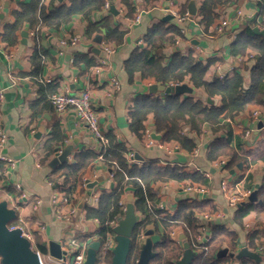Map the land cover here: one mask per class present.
<instances>
[{
	"label": "crops",
	"instance_id": "crops-1",
	"mask_svg": "<svg viewBox=\"0 0 264 264\" xmlns=\"http://www.w3.org/2000/svg\"><path fill=\"white\" fill-rule=\"evenodd\" d=\"M20 1L28 0H0V86L3 90L0 120L7 133L0 154L17 160L13 169L0 165L3 184L0 199H5L8 206L15 208L23 218L26 229L32 234L33 243L38 238L46 244L47 252L48 240L58 241L61 246L67 247L68 238L74 237L80 246L86 247L92 238H96L97 222L85 218V207H95L99 194L111 191V168H107L97 157L88 164L82 179L84 182L96 181V184L91 187V193L82 206L78 207L89 191L87 185L78 183L74 191L66 194L58 183L61 178L56 179L53 170L61 162L54 167L49 165L56 155L55 149L60 152L66 145L71 144L72 147L67 160L63 162H71L76 152L98 150L95 138L73 110L68 109L58 115L50 102L52 93H73L87 88L101 130L105 134H113L124 143L127 148L124 156L129 163L142 165L145 161H156L159 165H178L187 172L198 171L206 178L205 183L198 182L208 189L203 195L184 189L186 184L196 183L189 178L152 183L157 190L158 204L165 207L163 212L172 213L178 202L185 198L208 200L214 210L210 212L213 216L206 225L207 234L213 225H220L233 234L224 235L222 244V248L232 253L228 264H264V257L257 254L262 252L259 249L264 245V100L261 104H247L232 117L221 118L215 131L204 122L200 124L199 132L183 125L184 134L193 139L192 149L175 139L162 141L160 138L155 140L160 141L161 145L146 144L145 132L155 131L152 114L145 116L138 135L128 126L129 113L138 95L161 96L158 91L151 93L148 90L151 83L160 82L141 76L139 71L129 75L124 67V62L137 46L148 47L142 41L147 30L163 22L165 26L173 24L179 28V33H168L166 39L159 43L164 55L163 62L175 52L190 54L203 63L209 62L204 73L206 81L214 77H228L238 71L243 75V85L246 86L255 51L249 47L243 54L235 55L231 52L232 43L237 33L245 27L264 29V0H231L225 5H216L213 8L215 14L206 26L199 14L202 0H193V15L187 9L190 0H106L109 4L107 8L104 4L100 7L85 4L83 9L71 14L68 21L58 26L42 22L31 26L23 22L15 31V43L7 44L2 40L4 26L13 21V11L20 8ZM50 1L43 0V3L51 8ZM53 3L56 6L69 5L70 1L54 0ZM182 4H185V10L179 12ZM110 5L115 11H109ZM128 8H132L131 14ZM169 8L187 16L179 21ZM137 13L139 18L135 21ZM254 14L253 19L246 20V17ZM222 19L227 23L223 29L217 30ZM113 24L123 31L119 45L104 37L107 26ZM87 28L91 29L90 33ZM96 35L101 37L99 42L95 41ZM72 36L77 37L74 44L68 42ZM62 39L67 42L61 43ZM105 44L113 47L111 53L104 51ZM102 57L106 58V63L96 68ZM220 73L224 76L219 77ZM113 77L119 83L118 88L111 82ZM183 82L194 89V99L220 104L218 94L209 97L203 87L191 85L188 75ZM186 94L181 93L180 97ZM254 111L256 115H253ZM258 121H261V126H258ZM227 129L232 134L230 144L241 157L231 165H227L229 157L225 154L215 158L207 156L209 143L217 138H227ZM58 137L61 139L51 142V139ZM49 140L51 143H48ZM48 144L52 145V150L47 148ZM223 181L227 184L226 190L221 188ZM15 184L20 188L16 189ZM261 189L262 195L259 193ZM247 190L256 191L255 200L247 201V195L241 200L246 201L244 203L228 204L229 192L242 193ZM55 192L69 199L62 205L64 212L70 204L76 205L77 210L70 219L56 217L51 200ZM93 193L97 195L96 200L91 196ZM130 193L131 189L124 188L121 203ZM200 213L196 214L197 220ZM146 226L153 227L152 224ZM175 229L177 234L181 232L180 228ZM143 237L139 238L138 235L137 240L140 242ZM232 242L234 247L229 248Z\"/></svg>",
	"mask_w": 264,
	"mask_h": 264
},
{
	"label": "trees",
	"instance_id": "trees-1",
	"mask_svg": "<svg viewBox=\"0 0 264 264\" xmlns=\"http://www.w3.org/2000/svg\"><path fill=\"white\" fill-rule=\"evenodd\" d=\"M53 1H50L51 8L45 6L43 0L20 1V8L13 11V21L4 26L2 40L7 44L15 43V31L23 22L31 26L37 22L58 26L61 22L68 21L71 14L83 9L85 4L100 7L106 0H69V5L60 4L58 6L54 5ZM230 1L202 0L199 14L205 26L211 22L215 14L213 8L216 5H225ZM124 2L127 1L124 0ZM128 10L130 14L133 11L132 8H128ZM184 10L185 4L180 5L179 12ZM90 31L91 29L87 28V32L90 33ZM168 33H179V28L173 24L165 26L163 22L149 28L142 38L148 47L137 46L124 62L127 73L130 75L134 71H139L141 76L152 77L155 81L165 85L181 83L188 75L191 85L203 87L209 97L218 94L220 104L215 105L209 101L194 99V93H188L182 98L180 97L181 93H169L164 96L138 95L134 100V107L129 113L128 126L135 134L139 135L145 116L151 113L153 128L162 134V141L175 139L184 147L192 149L193 139L188 134H184L183 125H187L190 130L199 132L200 124L204 122L212 131H215L221 118L232 117L233 114L243 110L247 104L263 103L264 34L255 33L251 28L245 27L237 33L232 43L231 52L235 55L243 54L249 47L255 51L251 57L248 85L244 86V77L238 71L228 77H214L211 81H206L204 73L209 62L203 63L201 60L191 57L190 54L183 55L175 52L166 62H163L164 55L159 49V43L166 39ZM104 37L105 40L119 45L123 39V31L113 24L107 26ZM170 41H172V37ZM231 135L228 130L227 138L212 140L208 146V158L225 154L229 157L227 165L237 163L241 157L230 144ZM105 136L107 140L98 150L76 152L71 162H61L53 169L55 178H61V181H58L61 189L64 188L66 194L69 195L78 183L87 185V182L82 179V174L88 164L97 156H100L99 159L107 168H111L113 183L111 191L101 192L95 207H85V218L97 222L96 238L102 242L108 232H113L110 222L117 221L122 216L124 211L120 204L121 194L124 188H129L132 193L125 199L133 198V209L139 218L130 235L126 264H135L139 251L137 237L148 224H152L155 231L160 234V240L153 245L155 254L149 259L148 264H174V261L180 257L182 250L180 243L170 234L177 227L181 229L189 246L195 251L190 264H228L229 253L217 255V252L223 246L224 235L233 236L229 230L220 225H213L205 245L196 241L198 227L196 214L203 211L212 212L214 207L210 205L209 201L185 198L178 202L172 213L163 212L164 209L159 206L157 201V190L152 186V183L156 181L185 178L205 183L207 180L202 173L187 172L178 165H159L156 161H145L142 165L129 163L124 156L127 151L124 143L111 133H106ZM60 139V137L53 138L51 142ZM47 148L52 150V145L48 144ZM259 193L262 195V189ZM33 245L34 249L46 253V244L38 238H35ZM232 247H234L233 242L229 245V248ZM110 254V251L105 254L106 261H109ZM245 260L251 261L252 259Z\"/></svg>",
	"mask_w": 264,
	"mask_h": 264
},
{
	"label": "water",
	"instance_id": "water-1",
	"mask_svg": "<svg viewBox=\"0 0 264 264\" xmlns=\"http://www.w3.org/2000/svg\"><path fill=\"white\" fill-rule=\"evenodd\" d=\"M188 12L193 15L195 13V4L193 0H190L187 5ZM109 11H115L113 5H110ZM170 17V15H167ZM172 16V15H171ZM255 16L246 17V20H251ZM255 33L264 34V29L260 30L257 26H253L251 29ZM100 35L95 36V41L99 42ZM148 90L151 93L159 92L161 96L169 93H194V89L186 83H176L165 85L162 83H151L148 86ZM261 121H258V126H261ZM161 133L151 131L149 136L153 139H160ZM72 145H66L60 152H57L53 159H51L49 165L54 167L57 162H63L67 160V156L71 150ZM96 181L88 182L87 186L91 188ZM89 191L82 197L78 207H81L83 202L87 199ZM256 199V191L253 190L249 193L247 201H253ZM133 198L129 197L124 200L125 209L121 217L118 218L116 224L112 227L114 233L115 244L111 248L110 262L109 264H126L127 254L130 246V235L132 229L137 222V213L133 209ZM246 201H241L244 203ZM16 211L13 207H9L5 199H0V264H43L39 258L37 251L31 246L30 241L21 234L19 228L9 230L7 223L14 219ZM145 238L139 245L138 256L136 264H148L150 258L155 254L153 245L160 240V234L155 232L152 227L143 230ZM177 239L180 241L182 253L180 257L174 262V264H190L192 258L195 255V251L189 246L186 238L182 232L177 234ZM101 241L97 238H92L85 249V258L82 264H96L97 252L100 247ZM47 252L55 258H65V250L61 249V244L55 240H48ZM229 253L227 248H221L217 252V255H224ZM264 257V251L257 253Z\"/></svg>",
	"mask_w": 264,
	"mask_h": 264
},
{
	"label": "built area",
	"instance_id": "built-area-1",
	"mask_svg": "<svg viewBox=\"0 0 264 264\" xmlns=\"http://www.w3.org/2000/svg\"><path fill=\"white\" fill-rule=\"evenodd\" d=\"M108 5H109L108 2L105 1L104 7L107 8ZM169 11L179 21L184 20L185 17L187 16V14L178 13L173 8H169ZM138 18H139V13H137L134 16V20L137 21ZM226 23H227V21L225 19H222L219 22V24L217 25V30L223 29V27ZM76 40H77V37L72 36L68 42H70L71 44H74L76 42ZM60 42L66 43L67 41L65 39H62ZM103 49L107 54L111 53L113 51V47H111L107 44H105L103 46ZM105 63H106V58L102 57L98 60L97 65L95 67L96 68L101 67V65H103ZM223 76H224L223 73L219 74V77H223ZM111 82L113 83L115 88L119 87V83L114 77L111 78ZM2 98H3V90L0 86V102H1ZM50 102L54 108V111L58 115L62 114L63 112H65L68 109L73 110V112L75 113L78 120L80 122H82L87 127L89 132L95 138L97 145H98V148H100L102 143L106 142L107 138L105 136V133L101 130V128L99 126L98 118H97V112L94 109V107L92 106V103H91L90 97H89V91L87 88H83L80 91L73 92V93L67 92V91L52 93L50 95ZM253 115H256V111L253 112ZM246 133H248V131H246ZM6 138H7V133H6L4 127L1 123V120H0V147L3 146ZM145 140H146V144L161 145L160 141L151 138L149 136L148 132H145ZM130 156H132V153H130ZM97 158L99 159L100 156H97ZM16 162H17L16 159H14L8 155H5V154H0V165H4L6 169H9V168L13 169L16 166ZM110 176H112V175L110 174ZM86 182L88 184L89 181L87 180ZM15 187H16V189L20 188V186L18 184H15ZM2 188H3L2 177L0 175V190ZM87 188H89V187L87 186ZM221 188L223 190L227 189L226 182H224V181L221 182ZM184 189L188 192H195L199 195H203V194H206L208 192L207 187L201 183H198V182L186 184ZM89 192L91 193V188H89ZM249 193H250L249 190L242 192V193L229 192L227 194L228 204L234 206L235 204H237L238 202L243 200L245 197H247V195H249ZM21 195L24 196L23 193ZM91 196L93 197L94 200L97 199L96 193H93ZM51 200L53 203V207L55 209L56 217H58V218H63L65 220H68V219H70L71 215L77 210L75 204H72V205L70 204L68 206V209L66 210V212H64L62 205L64 203L69 202V199L63 195L60 196V194H58L56 192L53 193ZM120 204L122 205V209L124 211L125 202H122V203L120 202ZM159 206L162 207L163 209H165L163 204L159 203ZM15 211H16V209H15ZM212 214L213 213L205 211V212H201L199 215L200 218L198 220L196 241L200 244L205 245L208 242L209 235L207 234V226L206 225H207V222L212 218V216H213ZM116 222L117 221H111L110 225L113 227L116 224ZM7 228L9 230L19 228L21 231V234L23 236H25L30 241L31 246L34 248L32 234L26 229L25 224H24V220L19 214H17V211H16L15 218L7 223ZM66 244L68 245L67 247L61 246V249H64L66 252L65 258H63V259L62 258H55V257L51 256L48 252L41 253L39 250H37V249H35V250L37 251L39 258L43 264H45L43 262V258L46 261L53 262L55 264H82V262L84 261V258H85L86 247L83 245L80 246L78 241L74 237H69ZM114 244H115L114 233L108 232L105 239L100 243V247H99V250L101 253L100 255H101L102 259L104 258L107 251L111 250V248L114 246ZM259 250L264 251V245L261 246Z\"/></svg>",
	"mask_w": 264,
	"mask_h": 264
},
{
	"label": "rangeland",
	"instance_id": "rangeland-1",
	"mask_svg": "<svg viewBox=\"0 0 264 264\" xmlns=\"http://www.w3.org/2000/svg\"><path fill=\"white\" fill-rule=\"evenodd\" d=\"M138 218H139V217L137 216V219H138ZM146 227H150V226H146ZM146 227H144L143 230H144ZM152 228H153V227H152ZM155 232H156V231H155ZM142 233H143V231L139 234V238H142V235H141ZM170 234H171V236H172L175 240H177L176 229L173 230V232L170 233ZM140 241H141V239H140ZM139 243H140V242H139ZM33 246H34V245H33ZM100 254H101V253H100V250L98 249L96 264H109V262H110V258H109V256H108L109 261H106L104 258L102 259V257H101ZM110 257H111V254H110ZM43 262H44L45 264H55V263H53V262H48V261H46L44 258H43Z\"/></svg>",
	"mask_w": 264,
	"mask_h": 264
},
{
	"label": "flooded vegetation",
	"instance_id": "flooded-vegetation-1",
	"mask_svg": "<svg viewBox=\"0 0 264 264\" xmlns=\"http://www.w3.org/2000/svg\"><path fill=\"white\" fill-rule=\"evenodd\" d=\"M142 237H143V235H142ZM143 238H145V236L143 237ZM143 240V239H142ZM177 241L180 243V241L177 239ZM140 243H141V241H140ZM140 243H139V245H140ZM181 246V245H180ZM182 249V248H181ZM181 253H182V250H181ZM181 255V254H180ZM137 259V258H136ZM176 261V260H175ZM174 261V262H175ZM135 264H136V260H135Z\"/></svg>",
	"mask_w": 264,
	"mask_h": 264
}]
</instances>
